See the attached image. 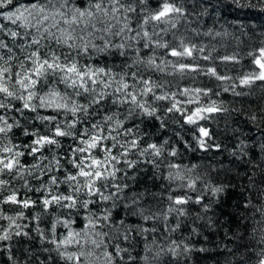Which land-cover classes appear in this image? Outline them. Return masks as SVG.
Wrapping results in <instances>:
<instances>
[{
  "label": "snow or ice",
  "instance_id": "obj_1",
  "mask_svg": "<svg viewBox=\"0 0 264 264\" xmlns=\"http://www.w3.org/2000/svg\"><path fill=\"white\" fill-rule=\"evenodd\" d=\"M232 3L264 12V0ZM205 5L211 0H0V259L6 264H189L193 254L223 253L226 264H249L253 256L254 264H264V136L253 143L233 130L237 142L228 155L235 167L198 171L200 165L172 162L179 151L169 150L168 140L147 142L140 127L158 121L165 129L175 114L196 129L198 149L227 151L200 123L229 113L212 99L219 92L180 81L202 74L228 82L222 91L235 97L248 95L235 90L237 81L264 87V41L247 53L254 69L230 76L215 61L235 65L237 54L216 57L215 48L177 34L189 8L204 9L198 20L208 15ZM109 58L120 59L119 71ZM259 115L264 123V109ZM247 119L260 127L257 114ZM14 129L28 142L14 143ZM10 206L18 209L14 215ZM249 221V235L259 228L258 249L244 243Z\"/></svg>",
  "mask_w": 264,
  "mask_h": 264
},
{
  "label": "trees",
  "instance_id": "obj_2",
  "mask_svg": "<svg viewBox=\"0 0 264 264\" xmlns=\"http://www.w3.org/2000/svg\"><path fill=\"white\" fill-rule=\"evenodd\" d=\"M187 2L188 0H186V3ZM245 2L246 0H241L242 4ZM251 2L253 4H259V0H251ZM205 7L208 8V15H200L198 20L197 14L202 13L204 9L201 7L189 8V12H191L192 15L188 17V22L181 21L177 34H184L192 39V42L203 44L209 49L215 48L213 55L216 57L231 55L233 53L237 54L239 63L235 65L229 63L225 66L219 60L215 61V65L218 67V71L221 74L239 76L245 72L252 71L255 66L252 65L251 58L247 56V53L260 47L261 42L264 41V12H262L259 7H239L237 4L232 3V0H211V5H205ZM191 28H198L201 32H207L211 29L213 35L194 37ZM216 32L221 33V35L215 36L214 33ZM96 62L100 66H103L105 63L103 59ZM120 62L119 58H109L106 61L109 66L116 65V71L120 70ZM200 63L204 66H212L213 64V62L203 60H201ZM167 79L171 80L172 78L167 77ZM180 86L212 88L219 92V95L212 96V99L223 101L224 106L230 110L229 113L217 114L214 120L201 121L200 123L210 129L213 135V141L226 146L227 151L217 152L215 149H212L206 153L205 151L198 149L197 144L193 139V137L197 135L196 129L194 126L184 125L182 121H178L175 114H172L167 118L169 123L165 129H159L158 121H153L147 125H140V127L145 130L147 142H163L164 140H168L169 150H171V148H176L180 153L178 157L170 158L172 162L189 166L192 164L200 165L201 168H199L198 171H209L207 167L209 164L219 167V165L223 163L225 166L235 167L236 162L232 161L230 164L229 162L232 158L228 155V152L231 151L237 142L233 130L242 132L244 136L250 138V141L253 143L261 136H264V123H260L259 115L260 110L264 109V87H261L260 82H257L249 88L240 86L237 81V87L235 90L237 92L247 93L248 95L235 97L231 91H222L223 87L228 86V82H220L215 80V78H209L202 74L195 79L186 77L180 81ZM40 111L41 114H49L51 110ZM253 113L257 114V122L260 123L259 128L247 119V117L251 116ZM21 123H23V121H21ZM34 123L38 124V122ZM14 131L16 130L14 129ZM26 142H28V138L22 136L16 131L14 143L24 144ZM186 143L190 144L191 147H186ZM44 154L49 155L47 152ZM132 158L134 159L135 157ZM26 162L28 164L35 163L31 158H28ZM45 163H47V161H45ZM140 167L141 169H144L145 167L150 168V166L145 165H141ZM240 170L244 171L245 169L241 168ZM150 174L151 172L149 171L148 175ZM213 176H215V174H213ZM217 179H223V174L217 177ZM243 182L246 183V181ZM159 183L160 182L158 181L157 184ZM32 184L35 187H39L37 181H32ZM147 186L150 187L151 185L149 184ZM139 187L143 188L145 185L142 183ZM63 189L64 186L61 187V191H63ZM152 190L159 191V187H154ZM33 198L35 199L36 196L34 195ZM17 210L18 209H16L15 206H10L6 209L9 215H14ZM35 211H40V208L37 207ZM53 211L55 212V210ZM239 211L244 210L240 209ZM52 218L54 219V217ZM46 219L49 218L46 217ZM257 219H259V217H257ZM116 220H119V217H116ZM21 223H24V221H21ZM42 226L47 227L48 225L44 224ZM80 226L82 225H77V227ZM253 226V223L249 221L244 243L251 245L253 249H258L260 247L257 243L260 235L258 226L257 232L254 235H249ZM107 230V228L104 229V231ZM58 231L62 232L63 229L58 228ZM240 231L244 232L245 230L240 229ZM173 238L179 239L180 236L176 235ZM208 246L213 247V245ZM137 251H141V249L138 248ZM227 259V253L213 256H208L206 254H193V259L189 264H226ZM255 259V256H253L249 264H254ZM0 264H6V261L0 259Z\"/></svg>",
  "mask_w": 264,
  "mask_h": 264
}]
</instances>
